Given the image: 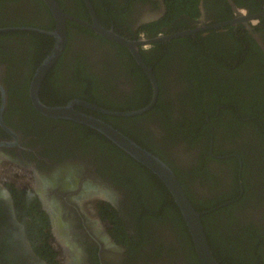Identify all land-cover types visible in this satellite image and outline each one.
<instances>
[{
    "label": "flooded vegetation",
    "instance_id": "af4514ba",
    "mask_svg": "<svg viewBox=\"0 0 264 264\" xmlns=\"http://www.w3.org/2000/svg\"><path fill=\"white\" fill-rule=\"evenodd\" d=\"M56 1L77 20H66L65 47L39 84L38 100L53 107L80 100L110 111L136 112L152 99L153 85L142 64L148 67L158 95L146 111L112 116L82 105L75 109L108 123L162 158L200 212L216 260L230 264L221 257L234 256L235 246L230 244L234 234L248 228V222L264 226V190L256 186L248 190L247 172L257 163L249 162L253 146L243 142L253 135L260 144L255 127L263 134L264 127L248 124L242 132L231 133L234 126L229 124L235 117L247 121L233 96H216L210 80L191 78L192 71L200 69L189 65L204 46L235 68L242 53L245 65L240 73L247 85L257 71L262 74L264 17L245 22L238 16L260 14L264 0H88L98 24L129 46L80 23H92L84 0ZM170 3L174 18L168 17ZM54 26L43 0H0V264H201L186 221L158 176L97 130L48 117L31 99L35 72L55 46L54 37L41 30ZM190 30L196 31L180 35ZM143 39L149 43L141 44ZM218 65L206 61L203 67L214 75V70L225 69ZM220 76L237 80L239 74ZM195 81L210 82L197 93L204 96L198 101L204 127L197 114H191L195 103L189 105V97L196 96L191 91ZM126 83L127 88L118 89ZM260 84L252 95L257 90L264 93ZM145 96H150L147 105ZM184 96L189 122L176 111ZM76 167L112 191L90 202L71 200L76 208L66 215L68 207L57 203L58 192L50 199L41 194L57 186L49 179L54 171L72 187ZM81 180L83 185L93 184ZM173 208L179 212V222ZM64 219L79 239L78 251L65 256L55 247ZM108 240L112 248H120L113 260L106 254ZM236 251L250 256L246 249Z\"/></svg>",
    "mask_w": 264,
    "mask_h": 264
},
{
    "label": "water",
    "instance_id": "95a60500",
    "mask_svg": "<svg viewBox=\"0 0 264 264\" xmlns=\"http://www.w3.org/2000/svg\"><path fill=\"white\" fill-rule=\"evenodd\" d=\"M43 1L47 5V7L49 8L53 16L55 26L53 30H41V32L54 37L55 46L50 56H48L47 59L37 68L35 75L33 77L32 83H31L30 95L36 107L48 117H52L55 119L72 120V121L84 124L86 126H89L97 130L98 132L103 134L107 139H109L111 142L116 144L126 154L131 156L142 166H144L148 170L152 171L153 174L158 176L160 180L164 183L165 187L168 189L171 198H173V200L179 207L182 218L186 221L188 230L192 237L194 249L196 251V254L201 264H220L216 260L213 252L211 251V246L209 244L207 235L204 232V229H203V226L200 220L201 214L199 211H197L193 207L189 198L185 195L184 190L181 187L180 182L175 172L172 170V168L168 164H166L161 158L156 156L153 152L148 151L145 148L139 146L132 139H130L129 137H127L122 132L115 129L108 123L100 120L97 117L87 115L75 109L76 105H82V106H85L86 108L92 109L93 111L106 114V115L134 116L136 114L146 111L149 107L153 106L156 101L157 95H158L157 83H156L154 76L151 73V70L142 64L140 57L135 50H132L133 55L135 56L138 63L142 64V68L146 72L147 76L149 77L153 85L152 99L150 103L148 104L147 108H144L136 112L134 111L115 112V111H110V110H106L103 108H99L95 105H91V104H88L80 100H73V101H70L67 105L55 106V107L43 105L38 100L39 84L43 80L46 71L49 69L50 66L54 64L57 57L61 55L65 47L66 37H67L66 20L67 19L77 20L73 16H70L69 14L65 13L56 0H43ZM84 2L88 5V8L90 10V14L92 16V23L89 24L85 22H80L81 24L88 26L93 31H95L96 33L102 36L115 39L116 41L122 42L123 44L127 46L130 45L127 41L116 36L113 32L101 27L94 17L89 1L84 0ZM238 17L240 19L245 20L246 22L250 19L254 20V19H257L258 17H264V11L261 12L260 14H255V15H249L246 12H244L243 14L242 13L239 14ZM194 31L196 30L185 31L181 33L180 35L188 34L190 32L192 33ZM140 43L147 44L149 42L144 40V41H141ZM183 159L186 161L185 158ZM75 173H77L78 175L73 178V186L71 187L68 179H65V178L59 179L58 172L54 171L52 173L54 175L49 176V179L51 180V182H53L57 186H53L54 191L51 190L50 188L49 189L50 191L45 190L43 194H41L43 198L50 199V197H52L54 193L58 192L57 203L61 206L68 207L66 211L64 212L66 215L71 214L73 209L76 208L74 207V204L71 202V200L75 201L76 199H78L81 203H84L85 201L90 202L98 195H101L102 193L106 191L108 192L112 191L109 188V186H104L94 176H87L85 174L83 175L82 172L80 171V167L75 168ZM81 179H88V181L93 182V184L91 186L83 185L82 183H84V180H81ZM68 189H72V190L69 193H65L64 191H67ZM43 198H41L42 201H44ZM111 201L113 202L114 200H111ZM77 204L78 203L75 202L76 206ZM78 205H83V204H78ZM258 220L262 222L261 218H259ZM96 231L99 232V230H96ZM93 236L98 241V239L95 237L96 235L93 234ZM78 240H77V234L73 231L72 228L69 227V225L66 223V220L64 219L63 223H61V225L59 226L58 243H57L58 246H55V247L59 249V252H63L64 256L65 254L69 255L72 251L73 253L78 251V247H79ZM105 250H106L107 256H109L108 258L110 259L112 257V259L110 260H113V258H115L114 256L118 255L120 248H112L111 242L110 240H108L107 248H105ZM72 256L73 254H71L70 257Z\"/></svg>",
    "mask_w": 264,
    "mask_h": 264
},
{
    "label": "trees",
    "instance_id": "16d2710c",
    "mask_svg": "<svg viewBox=\"0 0 264 264\" xmlns=\"http://www.w3.org/2000/svg\"><path fill=\"white\" fill-rule=\"evenodd\" d=\"M168 6L170 8V15L168 17L174 18L175 12L173 9V3H170ZM253 44L254 41L251 42L252 46L250 47H254ZM259 54H260V62L264 63V58L262 54L261 53ZM244 58H245L244 55L241 53L239 59V62L241 61L240 62L241 64L235 68L234 66L230 65L231 64L230 62L221 60L217 55H213L209 50L205 49V47L203 46L201 53L189 65L190 69H193L195 67H197V69H200V70L192 71L191 78H194L197 81H200L201 79L210 80L211 85H213L216 91V96H225V97L230 95L233 96L234 102L236 103L237 110L239 111L240 116L242 118L247 119V121H244V120H239L237 117H235V120L229 124V126H234L231 131V133L234 134H238L242 132L241 129L244 126H248V124L251 125V127L257 125L264 127V93L261 90H257L255 95L251 94L252 93L251 91L254 90V86H256L258 82L261 83L260 86H264L263 83L264 70L262 74L256 70L258 74L254 75L251 78V80H249L250 84L247 85L245 83L246 76L240 73L243 65H245ZM206 61L209 62L215 61L219 64L216 68H220V66L222 65L225 69L223 71L216 69L214 70L213 72L214 75H213L211 71L207 72V70L204 69L203 65L206 64ZM233 71L234 74L236 73L239 74L238 78H236L237 80H234L233 76L229 78H223L220 76L221 73L231 74ZM214 80L216 81V83L214 82ZM197 81L191 84L192 94H196V96L189 97V105L195 103L193 106H191L192 107L191 114L193 112L196 113L199 118V123L201 127H204L207 124H202L204 122V119H201L202 110L198 105V101H202V98L204 99V96H197L198 95L197 93H200L204 88H208L210 82L201 84L198 83ZM171 82H174V80L169 81V83ZM242 93H246V94L243 95ZM209 97L211 98L213 96H209ZM149 99L150 96H145L143 101L146 102L147 104L149 102ZM159 101L160 100L158 98L157 103H159ZM187 103H188V97L186 96L180 97L178 104L176 106V111L179 110V112L182 113L185 119L189 122L190 117H188L185 114V108ZM222 105H224V103L219 104V106ZM190 123H192V121H190ZM185 125L187 126V123H185ZM255 134L261 139V143L258 145L256 149L253 150L252 153H250L248 160L249 162L257 163V166L251 167V169L248 170L247 173L249 174V176L246 180L247 181L246 184L248 185V190L249 188L251 189V187L253 188L254 186H256L261 190H264V160L261 156V154L264 155V137L262 136L264 134L256 127H255ZM172 210L174 212L175 221L179 222L180 221L179 212L175 208H173ZM248 223H250V225L247 226L248 228L241 229L240 233L234 234L233 239L231 240L230 244L235 246V248H232L234 251V256L228 254L227 258H225L226 256L224 255L221 257V260L225 259V262H228L230 264H238V262L240 264H264V252H263L264 245H262L264 242L263 241L264 238H262L264 237V226L262 228V227H258L262 225L254 224L253 222H248ZM255 234L257 236L259 235V240L256 238ZM218 243L219 246L222 245L220 244V241ZM237 249H241V250L246 249V251L250 253V256H245L242 253H238L236 251Z\"/></svg>",
    "mask_w": 264,
    "mask_h": 264
},
{
    "label": "rangeland",
    "instance_id": "374dc122",
    "mask_svg": "<svg viewBox=\"0 0 264 264\" xmlns=\"http://www.w3.org/2000/svg\"><path fill=\"white\" fill-rule=\"evenodd\" d=\"M243 142H245L246 145L251 144L253 146V150L259 145V141L253 136H246Z\"/></svg>",
    "mask_w": 264,
    "mask_h": 264
},
{
    "label": "clouds",
    "instance_id": "9594fccd",
    "mask_svg": "<svg viewBox=\"0 0 264 264\" xmlns=\"http://www.w3.org/2000/svg\"><path fill=\"white\" fill-rule=\"evenodd\" d=\"M244 12V11H243ZM142 41V40H141ZM143 41H144V39H143ZM148 44V43H147ZM146 45V44H145ZM128 84L126 83L124 86H122V87H120V88H118V89H121V88H127L126 86H127ZM149 103V102H148ZM147 103V104H148ZM146 104V105H147ZM129 112V111H128ZM155 151H159L158 149H156ZM156 155V154H155ZM156 156H158V155H156ZM159 157V156H158ZM160 158V157H159ZM162 159V158H161ZM169 161H171L172 162V160L170 159V158H167ZM175 172V171H174ZM176 174V173H175ZM195 208V207H194ZM196 209V208H195ZM197 210V209H196ZM198 211V210H197ZM238 233V232H237ZM208 238V237H207ZM209 241V240H208ZM225 258H227V256L225 257ZM158 261H156L155 263H157ZM222 262H225V259H223L222 260ZM220 264H222V263H220Z\"/></svg>",
    "mask_w": 264,
    "mask_h": 264
}]
</instances>
